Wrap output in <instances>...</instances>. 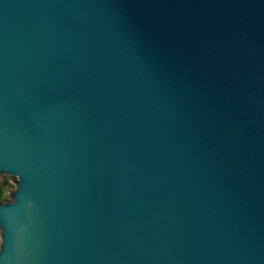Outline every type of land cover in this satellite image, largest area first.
<instances>
[{"label":"water","instance_id":"1","mask_svg":"<svg viewBox=\"0 0 264 264\" xmlns=\"http://www.w3.org/2000/svg\"><path fill=\"white\" fill-rule=\"evenodd\" d=\"M5 174L0 264H264V0H0Z\"/></svg>","mask_w":264,"mask_h":264},{"label":"trees","instance_id":"2","mask_svg":"<svg viewBox=\"0 0 264 264\" xmlns=\"http://www.w3.org/2000/svg\"><path fill=\"white\" fill-rule=\"evenodd\" d=\"M11 183L8 180L0 181V201L6 200L9 197V190L11 188ZM1 243V237H0Z\"/></svg>","mask_w":264,"mask_h":264},{"label":"rangeland","instance_id":"3","mask_svg":"<svg viewBox=\"0 0 264 264\" xmlns=\"http://www.w3.org/2000/svg\"><path fill=\"white\" fill-rule=\"evenodd\" d=\"M8 180L11 183L10 190H14L16 187L17 177L9 174L2 175V178L0 177V181ZM14 180V181H13ZM9 198V197H8Z\"/></svg>","mask_w":264,"mask_h":264}]
</instances>
